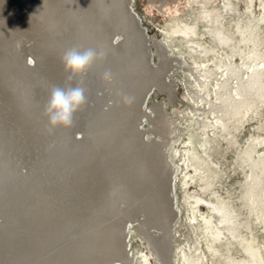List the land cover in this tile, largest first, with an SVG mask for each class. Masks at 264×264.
I'll return each instance as SVG.
<instances>
[{"label":"rangeland","instance_id":"rangeland-1","mask_svg":"<svg viewBox=\"0 0 264 264\" xmlns=\"http://www.w3.org/2000/svg\"><path fill=\"white\" fill-rule=\"evenodd\" d=\"M24 1L26 0H0V58L3 57V61L0 59V165L13 170V175L17 177L14 176V180H19V183L15 181L16 188L20 190L31 188L35 200H33V206L30 207L26 203V198H24L28 195L23 196L25 201L22 197H20V199L22 198L21 202L17 198L20 203L14 201L16 200L14 196L17 197L14 192L17 189L10 186L8 189L4 183L5 179L2 178L3 176L0 173V186L3 189L0 188V251L2 250L0 252V264H6L9 259L8 264L13 261L16 263L12 264H19L18 257L21 255L22 250H24L22 254H26L27 251L25 252V250L32 252L30 247L33 245L29 246L28 249V246L25 245V242L23 243V239L20 237L24 224H18L17 216L12 219V216H15L13 211L20 210V207L22 208L26 204H28V206L26 205V209H28L26 214L29 223H34L33 226L40 225L39 227L36 225L37 229H43L42 232L36 230V236L38 235V241L42 238L41 242L44 243L42 247H44L40 253L27 254L33 258L32 263L29 260L25 263L21 261V263L33 264L35 261L34 264H45L42 261L47 258L50 259L51 253L57 252V247L59 249V245L62 246V243H65L64 239L59 238L57 240L61 244L52 247L50 243L47 245L45 241L50 239V232L55 233L62 226L68 211V202L70 204L74 203L68 191L71 188L72 177L75 174V172H72L71 159L78 165L83 160H87L86 155L94 158L101 151L100 143L93 142V144H89V147L87 145L89 154L85 155L81 152L80 142L84 143L85 141L83 138L85 134L84 127L86 123L87 126L90 125L89 120L96 114L98 119H95L91 125H97L98 120H100V112H107L111 107H116L113 110V117H120L118 110L122 107L124 99L126 100L125 95L127 96V94H125V91L127 86L133 80L137 81L139 79L140 72H148L147 68L151 73L155 71L153 74L158 71H160V74L156 75L155 78L152 77L146 84H142L138 94L139 97H137L135 103L133 102V111L138 113H134V115L137 118L139 116L135 128L138 129L144 141L152 140L156 141L159 146H165L162 155H164V162L168 163L166 166L165 163L163 164V170L161 169L162 172H160L163 176L159 174L158 179L160 181V179L167 178L160 182L162 187L165 186L168 190L165 191V188H163L164 197L166 198L162 201H165L168 211L163 214L165 218L164 216L163 218L162 216L159 217L162 218V221L156 217L155 212H152L150 203L147 204L142 197H138L133 201L130 200L133 204L135 203L134 208L129 210L130 212L133 210V212L127 211L118 217V221H124L120 222L121 227H123L120 229L123 252L118 251L113 259L111 257L112 261L110 259L108 260L110 263L107 262L109 264H226L227 257L237 260L244 258L245 255L242 249L244 242L241 243V241L242 239L252 238L255 239H252L254 245L252 247L264 260V103L258 101L254 103L255 105H252L250 113L245 112L240 116L230 118L220 116L219 113L214 111L215 106L219 105L218 96L220 93L217 92V94L215 91L217 84L220 85L227 78L225 77L224 69L226 67L224 65H229L232 70H241L239 76L241 79L243 78L242 81L251 69L255 70L261 74V82L264 83V0H250L251 3L249 0H228V3L237 10L235 14H230L229 9L223 7L227 0H119L120 9H118V14L121 15L122 13L119 17L122 24L120 22V25H118L120 26L119 29L118 26L111 27L113 30L115 29V33L112 35L110 33L111 28H106L103 31L101 37L103 38V46L106 48L105 55L101 58L98 57L84 73L75 75L71 79H69L70 73L65 70L61 57L66 50L72 47L81 50L91 48V43L85 37L82 27L85 26V19L94 13L95 0H81V2L78 0L76 3H80L79 5L74 3L76 0H65V2L59 0L60 3L58 0ZM196 1L207 2L206 7L208 10L220 9L222 11L224 14L222 19L224 31L232 39L227 46H214L213 39L211 40L206 33L209 28L208 23L199 19L200 9ZM43 2L44 5H42ZM129 2L132 14L136 17L139 27L137 22L131 16L129 17L127 11L124 10ZM72 3H74L73 6ZM52 4L56 6L53 7ZM57 5L60 7L57 8ZM74 5L78 7L75 8ZM64 7L66 8L62 9ZM77 8L78 10L81 9L80 12L76 10ZM120 11L122 12L120 13ZM66 14H69L70 17L73 14V16L70 19L69 15L66 16ZM79 14L85 19L76 17ZM74 15L76 16L74 17ZM67 17L69 20L65 21ZM180 21L184 23L181 24ZM128 22H131L130 25L127 24ZM49 24L54 25H51V27ZM65 25L69 27L66 26L67 28H65ZM175 25L181 29L184 26L194 25L197 37L184 40L181 35H173L170 31L175 28ZM43 26L45 30L42 28ZM62 26H64L65 31H63ZM66 31L68 34L65 33ZM242 32L250 37L252 41L242 42ZM54 35L55 37H53ZM139 36L145 42H142V39L137 42V40H140ZM49 38L50 41H48ZM127 39L135 44L134 58H129L131 56L127 55L125 50L124 56L121 54L123 44L127 42L130 44ZM124 40L126 41L124 42ZM187 40H194V42L198 40L208 51H215L207 54H203L199 49L190 51L186 46ZM136 43L147 45L144 44L145 49L142 50V46L138 44L140 46L138 47ZM42 48L45 49L44 52ZM132 49L130 48L131 54L134 52ZM252 49L257 50L262 61L258 63L251 62L249 66L252 67L247 68L245 57L251 54ZM5 51L7 52L5 53ZM116 56L117 58L120 56L118 58L120 63L115 64L117 66H105V60L102 61V59L105 58L110 61ZM146 56H148V59ZM144 57L146 58L143 59ZM98 61H102V63H98ZM52 62L59 66V70L52 66ZM161 62L163 63L161 64ZM101 65L102 67H100ZM150 71L148 74H150ZM62 72L64 77L61 75ZM207 72H210V74L208 77L204 76V79L202 75ZM105 73L109 74V78H105ZM168 75L169 77H167ZM211 75H213L212 78ZM194 77H197V79H194ZM164 78H166L165 81ZM213 78L215 79L213 80ZM200 80L203 84L198 82ZM161 81L162 83L159 84ZM229 81L231 82L229 83ZM233 81V79H228V85H232L234 88ZM76 84H80L85 90L86 102L81 106L83 108L80 107L76 112L77 114L74 115L70 127H50L45 108L51 89L54 86L67 88ZM232 86L228 88L229 90L226 89L221 92V94L232 93L231 95H233ZM114 89L119 95V99H116V101L114 97H111V94L115 93ZM140 99L141 102L143 101L142 103ZM214 103L217 105H214ZM157 111L166 114L168 119L176 121V126L178 129L180 128L164 143L165 139L163 140L161 137L148 132L151 127V119L149 118L156 115ZM151 114L154 115L151 117ZM109 118L110 114L100 127L102 133L100 139L105 136V139L110 142L114 134L117 135L118 132L109 126ZM90 128L91 126L87 129ZM106 130L107 133H105ZM105 139L103 138L102 141L107 143L104 141ZM248 145H251L252 150L246 152L245 149ZM142 148H144L142 151H144L143 158L146 162L150 159L151 154L145 150L144 146ZM73 152H75L74 155ZM165 168L168 170H164ZM196 170H199V172H196ZM107 176L109 177V175ZM107 176L103 173L93 183V186H95H92L91 190V199L93 198L91 203L93 205L99 201L98 197H100L99 194L102 193V189L107 183ZM101 177L103 178L101 179ZM100 179L101 181L98 182ZM20 182H22V185ZM163 182L168 184L164 185ZM84 185L77 187V189H85ZM10 191L12 195H9L8 198L10 197L11 200H7L5 195L6 192ZM92 191L94 192L93 195ZM196 200L201 202H196ZM217 201L226 204L231 211L236 238H231L229 232L217 223V215L211 209L212 204H216ZM12 203L14 204L10 206ZM152 205L154 204L152 203ZM6 209L7 211L3 212ZM34 210L36 212H33ZM7 212H10L9 217L11 219L8 223ZM29 212L34 214L31 213L32 215H30ZM79 212L77 210L76 213L67 216L66 219L76 217ZM39 213L42 215L40 216ZM36 216L41 218L37 219ZM126 216L128 217L126 218ZM42 218L45 219L44 223L41 220ZM203 218L210 219L209 222L212 224H209V228L211 231L218 232L219 230L217 242L211 245L214 250L216 248L213 253L206 248L208 234L203 226ZM148 219H150V222H148ZM7 224L10 225L7 226ZM35 227H33V230H35ZM33 235L34 231L33 234L31 233L32 237ZM31 236V239L29 238L30 243L36 237L32 238ZM158 239L162 241L164 239L163 242H167L166 245L168 246L163 245V242L158 243L163 250L162 258L153 247L154 242ZM239 240L240 242H238ZM23 247H26V249ZM18 248H22V250L20 249L21 253H18ZM13 250L17 252L10 255ZM6 252L9 253L8 256ZM4 254L6 257H4ZM9 255L13 256L14 260ZM45 255L46 257H44ZM122 257L125 258L122 259Z\"/></svg>","mask_w":264,"mask_h":264},{"label":"bare ground","instance_id":"bare-ground-1","mask_svg":"<svg viewBox=\"0 0 264 264\" xmlns=\"http://www.w3.org/2000/svg\"><path fill=\"white\" fill-rule=\"evenodd\" d=\"M12 1V0H10ZM27 1V0H26ZM24 1V2H26ZM29 1V0H28ZM38 1V0H36ZM43 1V0H42ZM47 1V0H45ZM54 1V0H53ZM59 1V0H58ZM86 1V0H85ZM93 1V0H92ZM250 1V0H249ZM2 2V1H1ZM7 2V1H6ZM65 2V0H64ZM73 2V1H71ZM78 2V0L74 1V3ZM79 2H81V0H79ZM39 3V2H36ZM52 3V1H51ZM56 3H58L56 1ZM55 3V4H56ZM60 3V1H59ZM70 3V2H69ZM72 3V6L73 4ZM85 3V2H84ZM92 3V2H91ZM199 9H200V13H199V19L203 20L205 22L208 23L209 28L206 31V33L208 34V36L211 38V40L214 42V46H227L231 41V37L225 33L223 25H222V19L224 18V14L222 13V11L220 9L214 10H208L206 7L207 2L204 1H196ZM251 3V1H250ZM11 4V3H10ZM35 4V3H34ZM41 4V3H39ZM48 4V3H46ZM78 4V3H76ZM80 4V3H79ZM78 4V5H79ZM119 0H95L94 1V13H92L91 15H89V17L87 19L83 18V16H81L80 14L78 16L74 15V17H78V18H82L85 19L84 22V28L82 27V29L85 32V37H87L89 40V42L91 43V48L96 49V50H102L104 53L106 52V48H104V43H103V38L101 37L103 31L106 28H111L113 26H118L120 25V22L122 24V21H119V17L122 15V11H120L121 15L118 14V9L119 8ZM123 4V3H122ZM3 5V4H2ZM5 5V4H4ZM28 5V4H27ZM44 5V2L43 4ZM49 5V4H48ZM47 5V7H49ZM53 5V4H52ZM51 5V7H52ZM60 5V4H59ZM63 5H65L63 3ZM71 5V4H70ZM234 5V4H233ZM56 5H53V7ZM58 6V5H57ZM62 7V5H60ZM60 6H58L57 8H59ZM69 6V5H68ZM67 6V7H68ZM77 6V5H76ZM76 6L74 5V7L76 8ZM82 6V5H81ZM92 6V4H91ZM124 6V5H123ZM122 6V7H123ZM74 7H72V9H74ZM78 7V6H77ZM80 7V6H79ZM87 7V6H86ZM89 7V6H88ZM223 7L228 8L230 14H235V12L237 11L235 7H233L230 3H228V0L226 2V4H223ZM40 8V7H39ZM46 8V6H45ZM66 7L62 8L65 9ZM70 8V7H69ZM68 8V9H69ZM5 9V8H3ZM9 9V8H8ZM7 9V10H8ZM33 9V8H32ZM50 9V8H49ZM48 9V10H49ZM55 9V8H54ZM6 10V11H7ZM78 10V8L76 9ZM81 10V9H79ZM78 10V11H79ZM126 10V9H125ZM4 11V10H3ZM33 11V10H32ZM43 11V10H42ZM53 11V8H52ZM60 11V10H59ZM67 11V10H66ZM225 11V10H224ZM8 12V11H7ZM48 12V11H47ZM46 12V13H47ZM64 12V11H63ZM75 12V11H74ZM77 12V11H76ZM80 12V11H79ZM78 12V13H79ZM86 13V11H84ZM83 12V13H84ZM45 13V12H43ZM51 13V12H50ZM54 13V12H53ZM52 13V14H53ZM56 13V12H55ZM61 14V12H59ZM67 13V12H66ZM71 13V12H69ZM82 13V14H83ZM58 14V13H57ZM63 14V13H62ZM88 14H89V10H88ZM226 14V13H225ZM9 15V14H7ZM69 14H66V16ZM73 16V14H71ZM87 15V14H86ZM5 16V15H4ZM40 16V15H39ZM44 16V14H43ZM47 16H49L47 14ZM55 16V15H54ZM61 16V15H60ZM71 16V17H72ZM233 16V15H232ZM31 17V16H30ZM46 17V16H45ZM70 15L69 18L71 19ZM77 18V19H78ZM124 19V17H122ZM121 18V20H123ZM1 19V18H0ZM47 19H49V17H47ZM76 20V18H74ZM130 19V18H129ZM31 20V19H30ZM35 20V19H34ZM45 20V18H44ZM69 20L68 17L65 18V21ZM81 20V19H80ZM128 20V19H127ZM132 20V19H131ZM137 20V19H136ZM36 21V20H35ZM48 21V20H46ZM52 21V20H51ZM49 21V22H51ZM59 21V19H58ZM82 21V20H81ZM129 21V20H128ZM135 21V20H134ZM39 22V19H38ZM48 22V23H49ZM57 22V21H56ZM55 22V24H57ZM79 22V21H78ZM124 22V20H123ZM127 22V21H126ZM181 24H183V21H180ZM46 23V22H45ZM53 23V22H52ZM66 23V22H65ZM64 23V24H65ZM69 23V22H68ZM131 23V22H130ZM130 23L128 22L127 24L130 25ZM61 24V23H60ZM62 24V25H64ZM71 24V23H70ZM79 24V23H78ZM110 24V25H109ZM124 24V23H123ZM136 24V23H134ZM50 25V24H49ZM52 25V24H51ZM50 25V26H51ZM54 25V24H53ZM52 25V26H53ZM126 25V24H125ZM128 25V26H129ZM36 26V24H35ZM45 26V25H44ZM42 27L45 30V27ZM47 26V24H46ZM48 26V27H50ZM51 26V27H52ZM65 25V28L69 27ZM132 26V24H131ZM130 26V27H131ZM237 26V25H236ZM37 27V26H36ZM39 27V25H38ZM64 29V26H62ZM120 26H118L117 28L119 29ZM122 27V26H121ZM133 27V26H132ZM139 27V26H138ZM239 27V26H238ZM35 28V27H34ZM41 28V25H40ZM47 28V27H46ZM59 30L60 27L58 26ZM55 28V29H58ZM116 28V29H117ZM129 28V27H128ZM134 28V27H133ZM132 28V30L135 32V30ZM20 29V28H19ZM38 29V28H37ZM113 29V28H111ZM121 29V28H120ZM136 29V28H135ZM140 29V28H139ZM34 30V29H33ZM36 30V29H35ZM1 31V30H0ZM47 31V29H46ZM54 31V30H53ZM52 31V32H53ZM58 31V30H57ZM65 31V29L63 30ZM62 31V32H63ZM69 31V29H68ZM115 31V29H114ZM118 31V30H117ZM137 31V29H136ZM244 31V30H243ZM6 32V31H5ZM61 32V31H59ZM58 32V33H59ZM82 32V31H80ZM140 32V30H139ZM173 35H181L184 40L186 39H190L191 37H197L196 33H195V26L194 25H190V26H184L183 29L177 27L175 25L174 29H171L170 31ZM252 32V31H251ZM12 33V32H11ZM41 33V32H40ZM51 33V32H50ZM66 34H68V32H65ZM64 33V34H65ZM141 33V32H140ZM52 34V33H51ZM55 34V33H54ZM63 35V33H61ZM70 34V33H69ZM84 34V33H83ZM138 34V32H137ZM60 35V34H58ZM60 35V36H62ZM139 35V34H138ZM137 35V36H138ZM141 35V34H140ZM239 35V33H238ZM59 36V37H60ZM78 36V35H77ZM133 36V35H132ZM131 36V37H132ZM141 36H144L143 34ZM4 37V36H3ZM52 37V36H51ZM50 37V38H51ZM55 37V35L53 36ZM58 37V39H59ZM63 37V36H62ZM130 37V38H131ZM135 37V36H133ZM19 38V37H18ZM50 38L48 41H50ZM67 38V35H66ZM140 38V36H139ZM138 38V39H139ZM54 39V38H53ZM52 39V40H53ZM57 39V38H56ZM57 39V40H58ZM84 39V38H83ZM129 39V38H128ZM127 39V40H128ZM137 39V38H136ZM141 39L143 40L142 42H145L144 39L141 37L140 40H137V42H140ZM55 40V39H54ZM60 40V39H59ZM58 40V41H59ZM132 40V39H130ZM146 40V39H145ZM252 39H250V37H247L245 34H243L242 32V36H241V41L245 42V41H249ZM126 40H124L125 42ZM129 41V40H128ZM134 41V40H133ZM45 42V41H44ZM67 42V40H66ZM130 42V41H129ZM48 43V42H47ZM53 43V41H52ZM54 43H56L54 41ZM133 43V42H132ZM132 43L130 42V44H128V42L125 44H123V50L121 52L122 56H124V50L127 52V55L131 56L129 58H134L135 57V44L132 46ZM252 43V42H251ZM9 44V43H8ZM17 44V43H16ZM74 44V43H73ZM139 44V43H138ZM136 43V46L138 45ZM145 44V43H144ZM144 44L141 45V43L139 44L140 46H142V50L144 48ZM153 44V43H152ZM160 44V43H159ZM42 45V44H41ZM45 45V44H44ZM138 45V47H140ZM147 45V44H145ZM157 45V44H156ZM186 46H188L190 51H193L194 49H199L200 52H202L203 54H207L209 52H211L212 50H207L205 47H203L198 40L196 42H194V40H187L186 41ZM12 47V46H11ZM247 47V45H246ZM6 48V47H5ZM50 48V47H49ZM130 48H133L132 50L134 51L132 54L130 52ZM148 48V47H147ZM158 48V47H157ZM3 49V48H2ZM86 49V48H85ZM137 49V47H136ZM145 49V48H144ZM214 49V48H213ZM43 50V48H42ZM55 50V49H54ZM148 50V49H147ZM4 51V50H3ZM45 51V49L43 50V52ZM195 51V50H194ZM215 51V50H214ZM212 51V52H214ZM245 51V50H244ZM1 52V51H0ZM7 51H5L6 53ZM40 52V51H39ZM142 52V51H141ZM144 52V51H143ZM251 54L248 55L247 57H245V61H247V68H250L252 66H249V63L253 62V63H258L260 61H262V59L259 57V54L257 52L256 49H252ZM4 53V52H2ZM108 53V50H107ZM161 53V52H160ZM195 53V52H194ZM1 54V53H0ZM42 54V53H41ZM49 54V53H46ZM138 54V51H137ZM146 54V53H143ZM142 54V56H143ZM9 55V54H7ZM147 55V54H146ZM12 56V54H11ZM121 56V55H120ZM119 56V57H120ZM151 56V55H150ZM1 57V56H0ZM118 57V58H119ZM148 59V56H146ZM146 57H144L143 59H145ZM3 58V57H2ZM2 58H0L2 60ZM9 58V57H8ZM101 58V57H99ZM117 58V56L114 59L106 60L105 58L102 59L105 60V66H109V65H115V64H119L120 61ZM122 58V57H121ZM120 58V59H121ZM5 60V59H4ZM7 60V59H6ZM132 60V59H131ZM167 60V59H166ZM244 60V59H243ZM3 61V60H2ZM102 61H98V63H102ZM112 61V62H111ZM161 61V60H160ZM149 62V61H148ZM146 63V62H145ZM144 63V64H145ZM163 62H161L162 64ZM220 63V62H219ZM4 64V63H3ZM50 64V62L48 63V65ZM52 66L54 68H58L59 66H56L55 63H51ZM150 64V63H148ZM160 64V65H161ZM201 64V63H200ZM103 65V64H102ZM102 65L100 67H102ZM5 66V65H4ZM42 66V65H41ZM117 66V65H115ZM168 66V65H167ZM221 66H223L221 64ZM226 68L224 69L225 71V77H227L226 79H224L221 84H217V88L216 93H220L218 96V104L214 103V105L216 104L217 107L215 106L214 111L219 113L220 116H226L228 118L230 117H236V116H240L242 113L248 112L251 110L252 105H255L254 103H257L259 101V103H264V83L261 82V74L259 72H256L255 70H252L250 72H248L249 74L245 75L244 81H242V79L240 78V72L241 70L236 69V70H232L230 69L229 65H224ZM99 67V68H100ZM233 67V66H231ZM7 68V67H6ZM9 68V67H8ZM168 68V67H167ZM235 68V67H234ZM63 69V68H61ZM148 69V72H140V77L137 81L133 80L132 83L130 85L127 86L126 88V93L127 96L125 95L126 100L124 99L122 107L120 108V110H118L120 117L115 118L113 117L114 114V109L116 108H112L108 109L107 112H100V120H98V124L97 125H91L92 123H94L95 119H98L97 114L93 115L92 118L89 120L91 128L88 130L87 128H89V126L84 127V143H82V141L80 142V148H81V152L86 154H89V149L87 148V145L89 147V144H93V142H98L100 143V154L99 155H95L94 158L91 156H87L86 155V161L83 160L81 162V164L76 165V163L71 159L72 161V167L73 170L72 172H75L74 176L72 177V181H71V188L68 189V191L70 192L69 194H71L74 203L72 202V204H70L68 202V211L66 212V218L67 216H71L74 213L77 212V210H79V214L76 215V217L74 216V218L71 219H66L64 218L62 226L59 228V230H57L55 233H51L50 231V235L47 233V236L49 235L50 239H47L45 241V243L47 242V245L53 247V245H57V244H61L58 243L59 238L64 239L65 243H62V246L59 245V249L57 247V252L55 253H51L50 259H46L44 261H42V263L45 264H107L111 259H113V256L119 251L121 252L122 249V245H121V230L123 227H121V221L123 220H119V216L125 214L127 211L131 210V208H134V204L132 203V201L134 199H137L138 197H142V199H144V201L148 203H150L151 205V210L152 212H155V214H157L156 217H160L164 216L165 218V213H167L168 211V207L167 205L162 202L164 200V194L165 192L163 191L162 184L160 181H163L160 179H158L159 174L162 175L161 169L163 164L165 163L164 158L162 155V151L165 148V146H159L156 141H144L142 138V135L140 134V132H138V129L135 128L136 122L139 120V116L138 118L135 117L133 108H134V104L135 103L138 94L142 88V84H146L147 81H149L152 77L155 78L156 75L160 74L158 71L156 74L151 73V71ZM59 70V68H58ZM167 70V69H166ZM22 71V70H21ZM150 71V74H148ZM157 71V70H156ZM211 71V70H209ZM258 71V70H257ZM205 72V71H204ZM63 73V72H62ZM203 73V72H202ZM61 74V73H60ZM169 74V73H168ZM210 72H207L206 74H203V78L205 79L204 76H209ZM217 74V73H216ZM7 75V73H6ZM62 75V74H61ZM215 75V73H214ZM198 76V75H196ZM213 75H211L212 78ZM161 77V76H160ZM166 77V76H165ZM169 77V75L167 76ZM193 77V76H192ZM61 78V77H60ZM158 78V77H157ZM197 79V77H194V79ZM201 78V76H200ZM202 78V79H203ZM208 78V79H211ZM264 78V77H263ZM160 79V78H159ZM162 79V78H161ZM215 78H213L214 80ZM228 79H233L234 81V88L232 86V91H233V95H231L232 91L230 92L231 94H221V92H223L224 90L228 89L229 87H231L230 85H228ZM66 80V79H65ZM154 80V79H153ZM166 80V78H164V81ZM217 80V78H216ZM64 81V80H63ZM208 81V80H206ZM59 82V81H58ZM62 82V81H61ZM201 84L202 80L198 81ZM205 82V81H204ZM231 81H229L230 83ZM162 83L159 82V84ZM206 83V82H205ZM216 83V81H215ZM164 84V83H163ZM162 84V85H163ZM198 84V83H197ZM233 84V83H232ZM57 85V84H56ZM167 85V84H166ZM199 85V84H198ZM215 85V84H214ZM161 86V85H160ZM168 86V85H167ZM64 87V86H63ZM164 87V86H163ZM162 87V89H163ZM172 87V86H171ZM161 88V87H160ZM205 88V87H204ZM161 89V90H162ZM118 90V89H117ZM229 90V89H228ZM147 91V90H146ZM150 91V90H149ZM115 92V89H114ZM142 92V91H141ZM163 92V91H162ZM145 93V92H144ZM143 93V94H144ZM217 93V94H218ZM229 93V91H228ZM117 95V97H116ZM142 96V95H141ZM111 97H114V100L116 101V99H119V95L117 94V92L112 93ZM141 98V97H140ZM144 98V97H143ZM146 98V96H145ZM139 99V98H138ZM139 101V100H137ZM141 102V99H140ZM143 102V101H142ZM141 102V103H142ZM173 103V102H172ZM213 104V103H212ZM121 105V104H120ZM137 105V103H136ZM135 105V108H136ZM139 105V104H138ZM140 106V105H139ZM213 107V106H212ZM209 107V108H212ZM83 108V107H81ZM85 109V108H84ZM154 110V109H153ZM113 111V112H112ZM138 111V110H137ZM149 112V111H148ZM208 113V112H207ZM77 114V113H75ZM110 114V118H109V126H111V128L114 131H117L118 134L113 136V138L109 141H107L105 139V136H103L101 139V130L100 127L102 126V124L104 123V121H106V119H108ZM138 114V113H137ZM118 115V116H119ZM154 114H151V117ZM223 117V118H224ZM87 118V117H86ZM142 118V117H141ZM138 119V120H137ZM148 119V118H147ZM151 119V127L149 128L148 132H151L154 135H157L159 137H161L164 141L163 143L167 140V138H169L170 136H172L175 132H177L178 127L176 126L174 120L172 119H168L166 114H164L163 112H156V115H154ZM233 120V119H232ZM93 121V122H92ZM179 132V131H178ZM105 133H107V130L105 131ZM151 134V135H152ZM63 136V135H62ZM103 138L105 139L104 141H106L107 143L103 142ZM172 139V138H171ZM109 140V139H108ZM160 140V139H159ZM253 142V141H252ZM161 143V142H159ZM165 145V144H164ZM145 150L148 151L150 155V159L148 161H144L145 159L143 158V154H144V148ZM249 150H252L251 145H248L245 149L246 152H249ZM75 152H73L74 155ZM94 154V153H93ZM147 154V153H146ZM72 155V156H73ZM148 156V155H147ZM166 156V154H165ZM147 159V157H145ZM254 159V158H253ZM247 160V159H246ZM167 161V160H166ZM80 162V161H78ZM71 163V162H70ZM168 162L165 163V166ZM263 163V162H262ZM253 164V163H252ZM169 167V164L167 165ZM167 167V168H168ZM169 169V168H168ZM168 169H164V170H168ZM254 169V166H253ZM163 170V169H162ZM13 170H10L8 168L5 167H1L0 165V173L3 176L2 178L5 179V185L6 187L9 189L10 187H15L16 192V198L14 196V201H18L17 198L20 199V197L23 198V196L28 195L26 198V203L29 204L30 206H33L32 203L33 200H35V197H33L32 195V190L31 188H27L26 190H20L18 188H16V184L15 181H19L18 179L14 180V176L16 177V175H13L12 173ZM172 171V170H170ZM199 172V170H196V172ZM14 172V171H13ZM105 174L106 176L109 175L108 178H106V185L104 186V188L102 189V193L99 194L100 197H98L99 201L96 204H92L91 203V190H92V186L93 183L95 182V179L97 180L98 176H100L101 174ZM164 174V172H163ZM163 176V175H162ZM17 178V177H16ZM103 177H101L102 179ZM99 179V178H98ZM101 179L98 181L100 182ZM259 179V178H257ZM104 180V179H103ZM168 181V180H167ZM252 181V180H251ZM257 181V180H256ZM3 183V182H2ZM19 183V182H18ZM22 185V182H20ZM85 183V185H84ZM164 183V182H163ZM102 184V183H101ZM168 184V183H166ZM164 183V185H166ZM254 184V183H253ZM2 185V184H1ZM85 186V189H77V187H81V186ZM255 185V184H254ZM19 186V185H18ZM17 186V187H18ZM87 186V187H86ZM101 186V185H99ZM205 186V185H204ZM252 186V185H251ZM257 186V185H256ZM95 187V186H93ZM254 187V186H253ZM258 187V186H257ZM1 188V186H0ZM2 189V188H1ZM94 189V188H93ZM171 189V188H169ZM253 189V188H252ZM3 190V189H2ZM97 190V189H96ZM101 190V189H100ZM165 191L167 190V188L164 189ZM19 191V192H18ZM67 191V190H66ZM94 191V190H93ZM92 191V192H93ZM168 191V190H167ZM256 191V190H255ZM254 191V192H255ZM18 192V193H17ZM95 192V191H94ZM94 192L92 193V195L94 194ZM13 193V195H14ZM73 193V194H72ZM251 193V192H250ZM36 194V192H35ZM67 194V193H66ZM7 195V196H6ZM5 197L7 198V200H11L10 197L8 198V196L12 195L11 191L10 192H6ZM77 195H79L77 197ZM76 196V197H75ZM96 196V195H95ZM94 197V196H93ZM97 197V196H96ZM95 197V198H96ZM21 198V199H22ZM23 198V199H24ZM76 198V199H75ZM89 198V199H88ZM20 199V202H21ZM132 200V201H130ZM12 201V202H14ZM25 201V199H24ZM23 201V202H24ZM70 201V200H69ZM141 201V200H140ZM172 201V199H171ZM201 202L200 200H196V202ZM264 201V200H263ZM9 202V201H8ZM19 202V201H18ZM17 202V204H18ZM19 202V203H20ZM96 202V201H95ZM139 203V202H138ZM152 203L154 205H152ZM262 203V201H261ZM14 203L10 204L13 205ZM22 204V203H21ZM19 204V205H21ZM24 204V203H23ZM28 204H26L28 206ZM137 204V203H136ZM199 204V203H197ZM23 206L22 208L20 207V210H15L13 211V214L15 215L14 217L12 216V219H14L16 216V220L18 221V224L23 225L22 226V232H20V234H22L20 237L23 239V243L25 242V245L31 246L30 250L32 252H30L29 250H25L26 254H22L24 252V250H22V248H20L22 250V253L20 252V249L18 250V253L20 252L21 255H19L18 260H20L19 264H22L23 262L25 263L26 261L29 262L33 259L32 257H29L27 254L31 253L35 255V253H40L43 249L42 244H44L43 242H41V239L38 241V238L36 236L37 231L36 230H40V232H42L43 229H37L38 227L36 225L33 226V224L29 223V219H28V215L26 214V212L28 213V209H26L27 206ZM140 205V204H139ZM138 205V206H139ZM9 206V205H8ZM147 206V205H146ZM172 206V205H171ZM36 207V206H35ZM8 208V207H7ZM139 208V207H138ZM148 208V207H147ZM211 209L215 212V214L217 215V223L221 226H223L224 230H226L227 232H229V234L231 235V238H236L235 235V227H234V223L232 220V214L231 211L229 210L228 206L226 204H224L223 202L217 201L216 204H212ZM140 210V209H139ZM7 211L4 210L3 212ZM9 211V210H8ZM32 211V210H31ZM138 211V210H137ZM148 212V210H146ZM145 211V212H146ZM11 212V211H10ZM9 212V213H10ZM33 212H36L35 210ZM33 212H29L30 215L34 214ZM130 212V211H129ZM128 212V215H129ZM133 210L130 212L132 213ZM135 212V211H134ZM140 212V211H138ZM8 213V212H7ZM8 213V217L10 216ZM32 213V214H31ZM174 213V212H173ZM5 214V213H4ZM12 214V213H11ZM49 214V213H48ZM47 214V215H48ZM154 214V213H153ZM39 215L41 216L42 214L39 213ZM144 215V214H143ZM176 215V214H175ZM7 216V215H4ZM40 216H36L37 219H39ZM133 216V215H130ZM7 217V218H8ZM31 217V216H30ZM33 217V216H32ZM44 218V216H42ZM128 216H126L127 218ZM136 217V216H135ZM144 217V216H143ZM155 217V216H154ZM168 217V216H167ZM175 217V216H174ZM41 218V217H40ZM43 218L41 220H43ZM145 218V217H144ZM151 218V217H149ZM162 218L160 220H162ZM6 219V218H5ZM35 219V218H34ZM33 219V220H34ZM63 219V217H62ZM125 219V217H124ZM10 217L7 219V223L10 221ZM40 220V222H41ZM45 220V219H44ZM43 220V223H44ZM56 220V219H55ZM150 222V219H148ZM210 220V219H209ZM208 219L203 218V226L204 229L207 231L208 234V240H207V244L206 248L211 251L212 253L215 252L214 248H211V245L215 242H217L218 240V236H219V230L217 231H211L209 228V224L211 222H209ZM16 221V222H17ZM32 221V219H31ZM30 221V222H31ZM37 221V220H36ZM39 221V220H38ZM49 221V219H48ZM116 221H118L116 223ZM152 221V219H151ZM156 221V220H155ZM163 221V220H162ZM165 221V220H164ZM12 222V221H11ZM124 222V221H123ZM135 222V221H134ZM154 222V221H153ZM39 223V222H38ZM41 223V224H43ZM55 223V222H54ZM133 223V222H132ZM152 223V222H151ZM163 223V222H162ZM160 223V224H162ZM236 223V222H235ZM1 224V223H0ZM11 225L13 223H10ZM10 224H7L10 225ZM124 224V223H123ZM149 224V223H148ZM158 224V223H156ZM166 224V223H164ZM212 224V223H211ZM4 225V223H3ZM140 225V224H139ZM1 226V225H0ZM35 227V230H33V227ZM42 226V225H41ZM158 226V225H157ZM165 226V225H164ZM141 227V226H140ZM139 227V229H140ZM153 227V226H152ZM159 227V226H158ZM148 228V227H147ZM156 228V227H155ZM161 228V227H160ZM166 228V227H165ZM239 229V228H238ZM9 230V229H8ZM46 230V229H45ZM44 230V231H45ZM49 230V229H48ZM5 231V230H4ZM10 231V230H9ZM32 231V232H31ZM34 231V235L33 237L31 236V233L33 234ZM145 231V230H144ZM147 231V230H146ZM162 231V230H161ZM164 231V230H163ZM162 231V232H163ZM237 231V230H236ZM12 232V231H10ZM18 232V231H17ZM161 232V233H162ZM9 233V232H8ZM7 233V234H8ZM166 234V232H164ZM163 233V236H164ZM19 234V233H18ZM169 234V233H168ZM43 235V234H42ZM45 235V233H44ZM43 235V236H44ZM170 235V234H169ZM30 236L33 239V241L31 240V243L29 241ZM19 237V236H17ZM40 237V236H39ZM45 237V236H44ZM15 238V237H14ZM20 238V239H21ZM48 238V237H47ZM156 238V237H155ZM31 239V238H30ZM220 239V238H219ZM242 239V238H241ZM240 239V240H241ZM253 239V238H252ZM242 239L241 243L244 242V246H243V253L245 255L244 258H240V259H233L231 257H227L226 260V264H264V260L261 259V257L259 256V254L257 253L256 250H254V248L252 246H254L252 244L253 240L255 239ZM13 240V239H12ZM11 240V241H12ZM240 240L238 242H240ZM56 241V242H55ZM164 241V239H163ZM162 240H159L154 242V248L156 251H158V255L162 258V248L159 245V242H163ZM5 242V241H4ZM151 242V241H150ZM9 243V242H8ZM159 243V244H158ZM167 242H163V245H166ZM4 244V243H3ZM7 244V243H6ZM20 244V243H19ZM12 245V244H11ZM152 245V244H151ZM162 245V244H161ZM5 246V245H3ZM19 246V245H18ZM58 246V245H57ZM124 246V245H123ZM167 246V245H166ZM13 247V246H12ZM168 247V246H167ZM170 247V246H169ZM2 248V247H1ZM5 248V247H4ZM3 248V249H4ZM26 249V247H23ZM56 248V247H55ZM153 248V249H154ZM54 249V248H53ZM10 250V249H8ZM52 250V248H51ZM2 251V250H1ZM0 251V252H1ZM12 251V249H11ZM17 251L13 250V253L11 252L10 255L14 254ZM45 252V251H44ZM123 252V251H122ZM155 252V251H154ZM217 252V251H216ZM46 253V252H45ZM3 254V253H2ZM9 254V253H8ZM7 252L6 255L8 256ZM120 254V253H119ZM118 254V256H119ZM157 254V253H156ZM9 255V257H11ZM47 255V254H46ZM46 255L44 257H46ZM16 257V255H14ZM121 256V255H120ZM4 257L5 254H4ZM9 257H7L9 259ZM13 257V256H12ZM11 257V258H12ZM29 257V259H28ZM158 257V256H157ZM2 258V257H1ZM6 258V259H7ZM31 258V259H30ZM39 258V257H38ZM42 258V257H41ZM125 257H122V259ZM4 259V258H3ZM2 259V260H3ZM36 259V258H35ZM44 259V258H43ZM111 259V261H112ZM5 260V259H4ZM14 260V257H13ZM115 260V259H114ZM128 260V259H126ZM159 260V259H158ZM8 261V260H6ZM10 261V259H9ZM9 261L6 263L5 261H3L4 263L8 264ZM17 261V260H16ZM22 261V263H21ZM34 261V260H33ZM108 261V262H107ZM15 261H13L12 263H14ZM35 262V261H34ZM33 262V264H34ZM1 263V262H0ZM11 263V264H12ZM16 263V262H15ZM18 263V261H17ZM32 263V261H31ZM29 263V264H31ZM110 263V262H109ZM108 263V264H109ZM39 264V263H38ZM166 264V263H165Z\"/></svg>","mask_w":264,"mask_h":264},{"label":"clouds","instance_id":"clouds-1","mask_svg":"<svg viewBox=\"0 0 264 264\" xmlns=\"http://www.w3.org/2000/svg\"><path fill=\"white\" fill-rule=\"evenodd\" d=\"M104 55L102 50L98 51L93 48L81 50L72 47L63 53L61 61L65 70L70 73L69 79H71L75 75L84 73L98 57ZM105 78H109L108 73H105ZM85 102V90L80 84L67 88L54 86L50 91L45 108L50 127H70L75 113Z\"/></svg>","mask_w":264,"mask_h":264},{"label":"water","instance_id":"water-1","mask_svg":"<svg viewBox=\"0 0 264 264\" xmlns=\"http://www.w3.org/2000/svg\"><path fill=\"white\" fill-rule=\"evenodd\" d=\"M126 11H127L128 15H129V17L131 16L133 18V20H135L137 22V26H138V21L136 20V17L134 16V14H132V10H131V7H130V2L128 3V5L126 4ZM110 33L112 35L113 33H115V31L113 29H111ZM64 35H66V34H64ZM62 76L64 77L63 73H62Z\"/></svg>","mask_w":264,"mask_h":264}]
</instances>
